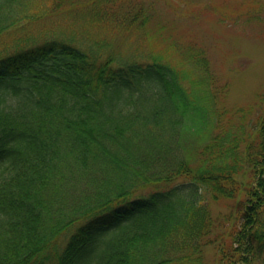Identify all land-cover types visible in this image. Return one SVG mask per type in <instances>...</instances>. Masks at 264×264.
I'll return each mask as SVG.
<instances>
[{
	"label": "trees",
	"instance_id": "1",
	"mask_svg": "<svg viewBox=\"0 0 264 264\" xmlns=\"http://www.w3.org/2000/svg\"><path fill=\"white\" fill-rule=\"evenodd\" d=\"M15 1L0 37L56 11L110 32L150 21L139 0ZM86 33L0 39V264H205L207 248L264 264V90L230 111L201 50L190 74L151 51L113 66Z\"/></svg>",
	"mask_w": 264,
	"mask_h": 264
},
{
	"label": "rangeland",
	"instance_id": "2",
	"mask_svg": "<svg viewBox=\"0 0 264 264\" xmlns=\"http://www.w3.org/2000/svg\"><path fill=\"white\" fill-rule=\"evenodd\" d=\"M15 2L25 6L23 10L29 15L37 12L40 8L37 5L43 10L51 8L45 0ZM139 3L150 16L142 35L134 28L110 32L87 27L79 21L80 15L56 16L58 11L36 21H22L23 26L12 33L21 37L29 32L67 26L69 31L87 32L93 40L102 44L105 41L107 46L100 51L101 56L113 58V66L131 62L137 51L138 55L151 51L185 74L192 73L194 66L186 61L184 52L189 48L201 50L209 61L213 81L226 88L224 103L230 111L256 101L264 90V0H139ZM13 34L0 39L10 41ZM229 119L237 121L232 112L225 117ZM207 133L201 134L199 140L195 135L181 133L177 150L183 152L185 146L193 152ZM212 210L215 214L223 213L225 208L213 205ZM205 258V264H214L213 248L206 249Z\"/></svg>",
	"mask_w": 264,
	"mask_h": 264
}]
</instances>
